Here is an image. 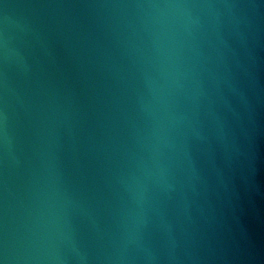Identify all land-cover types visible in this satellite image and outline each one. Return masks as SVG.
I'll return each mask as SVG.
<instances>
[{
  "label": "water",
  "instance_id": "water-1",
  "mask_svg": "<svg viewBox=\"0 0 264 264\" xmlns=\"http://www.w3.org/2000/svg\"><path fill=\"white\" fill-rule=\"evenodd\" d=\"M0 264H264V0H0Z\"/></svg>",
  "mask_w": 264,
  "mask_h": 264
}]
</instances>
